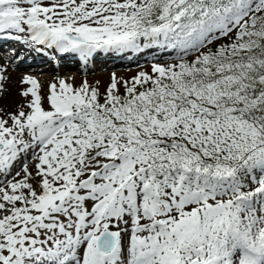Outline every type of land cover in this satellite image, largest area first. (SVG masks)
<instances>
[{
    "label": "snow or ice",
    "instance_id": "snow-or-ice-1",
    "mask_svg": "<svg viewBox=\"0 0 264 264\" xmlns=\"http://www.w3.org/2000/svg\"><path fill=\"white\" fill-rule=\"evenodd\" d=\"M0 34L175 53L103 91L23 76L0 107V264H264V0H0Z\"/></svg>",
    "mask_w": 264,
    "mask_h": 264
},
{
    "label": "rangeland",
    "instance_id": "rangeland-1",
    "mask_svg": "<svg viewBox=\"0 0 264 264\" xmlns=\"http://www.w3.org/2000/svg\"><path fill=\"white\" fill-rule=\"evenodd\" d=\"M8 49L9 48H5L0 52V67L2 66L3 68H6L4 74L7 77L3 83L5 87L13 86L15 84L11 92L7 93V88H5L6 91L4 93L5 95H8L9 99L6 103H0V107L7 111H16L17 105L24 101L25 98L20 95V91L21 89L27 88L28 85L22 84L20 81L25 75L36 77L42 86V93L45 95L48 92L49 84L52 82H58L59 79H65L67 82L73 83L76 86L85 79L93 86H96V82L99 81L100 84L98 86L101 88V91H103L106 85L110 82L112 73H116L117 77L130 78L141 70L150 71L152 62H172L168 60V57L175 55L171 50L165 51L158 48H152L143 50L140 53L101 52L89 58L87 62H84L77 54L65 53L66 55H73L76 58L73 66L65 68L63 71H60L61 68H59L60 70L58 71L56 69L51 71H43L39 69L38 71L29 72L30 70L28 69L18 67L20 62L18 59L20 52L18 54H12L10 51H7ZM46 51L48 53V58L44 59V64H55L57 60H54V58L58 51L56 52V50H49L47 48ZM157 51L163 52V56L159 57L155 55V52ZM31 53L35 56L43 55L41 53L35 54L32 51ZM144 56L146 59L135 62L137 58ZM62 62H64V60ZM56 64L58 65L59 62ZM9 72H15L18 74L14 79L11 75H8Z\"/></svg>",
    "mask_w": 264,
    "mask_h": 264
},
{
    "label": "bare ground",
    "instance_id": "bare-ground-1",
    "mask_svg": "<svg viewBox=\"0 0 264 264\" xmlns=\"http://www.w3.org/2000/svg\"><path fill=\"white\" fill-rule=\"evenodd\" d=\"M14 54H15V52H13ZM16 54H18V53H16ZM5 55H7V54H5ZM26 57V58H25ZM42 57H46V54H43V55H37V56H35L34 54H32L31 53V51H29V52H26L23 56H22V60H25V61H22L21 60V62H20V64H18V67L19 68H25V69H28V70H30V71H37V70H39V68H37L36 69V63H37V61H39ZM1 59V58H0ZM5 61V60H4ZM2 67V66H1ZM4 69H6L5 67H4ZM60 70L58 67H54V66H52V65H50L48 68H47V70ZM18 74V73H17ZM15 72H9V74L8 75H11L14 79H15V76L17 75ZM11 81V80H10ZM13 86H15V84L13 85ZM13 86H7V87H5V88H7V93L8 92H11L12 90H13ZM8 95L6 94L5 95V93L3 94V97L2 98H0V103H6L7 101H8Z\"/></svg>",
    "mask_w": 264,
    "mask_h": 264
}]
</instances>
